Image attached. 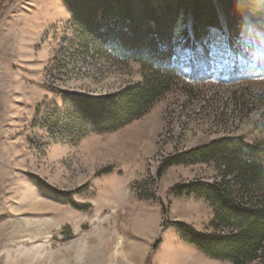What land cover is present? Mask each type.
I'll use <instances>...</instances> for the list:
<instances>
[{
  "label": "rangeland",
  "instance_id": "rangeland-1",
  "mask_svg": "<svg viewBox=\"0 0 264 264\" xmlns=\"http://www.w3.org/2000/svg\"><path fill=\"white\" fill-rule=\"evenodd\" d=\"M252 21L233 38L234 51L216 28L203 41L206 56L200 41L191 54L175 49L188 95L171 92L122 127L77 135L60 122L65 95L117 93L141 80V65L80 31L62 0H0V264H232L172 224L225 232L211 225L204 198L172 189L212 183L213 165L157 170L212 139L262 138L264 71L252 70H264V17ZM234 64L251 76L212 80Z\"/></svg>",
  "mask_w": 264,
  "mask_h": 264
},
{
  "label": "trees",
  "instance_id": "trees-1",
  "mask_svg": "<svg viewBox=\"0 0 264 264\" xmlns=\"http://www.w3.org/2000/svg\"><path fill=\"white\" fill-rule=\"evenodd\" d=\"M62 1L80 31L97 40L99 46L138 63L142 70L140 81L117 93L95 99L65 95L67 104L74 108L70 110L65 104V117L60 122L77 135L122 127L171 92L188 95L191 84L177 63L175 49L186 46L193 53L208 29L216 28L234 51L233 38L240 36L241 27L253 24L254 17H264V0H155L153 6L150 0ZM202 50L206 56V42ZM258 67L252 71L257 69L261 74L264 70ZM194 68L192 65L191 70ZM234 71L252 74L234 64L211 78L222 81L221 77L227 76L231 80ZM259 132L262 138L250 144L242 138L212 139L204 146L164 158L157 170L159 176L171 165H213L216 177L212 183L196 180L172 189L175 194L204 198L213 209L211 225L225 232L202 233L182 222L172 224L185 241L232 264L253 260L264 264V113Z\"/></svg>",
  "mask_w": 264,
  "mask_h": 264
},
{
  "label": "bare ground",
  "instance_id": "bare-ground-1",
  "mask_svg": "<svg viewBox=\"0 0 264 264\" xmlns=\"http://www.w3.org/2000/svg\"><path fill=\"white\" fill-rule=\"evenodd\" d=\"M211 40H212V38H211ZM212 43H213V42H212ZM214 43H215V42H214ZM217 47H218V46H217ZM221 53H222V55H223V54H225V51H224V50H222V51H221Z\"/></svg>",
  "mask_w": 264,
  "mask_h": 264
}]
</instances>
